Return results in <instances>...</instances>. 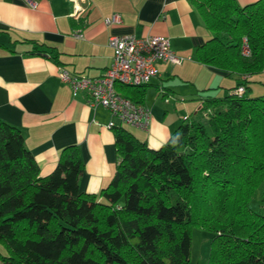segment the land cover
I'll use <instances>...</instances> for the list:
<instances>
[{"label":"trees","instance_id":"trees-1","mask_svg":"<svg viewBox=\"0 0 264 264\" xmlns=\"http://www.w3.org/2000/svg\"><path fill=\"white\" fill-rule=\"evenodd\" d=\"M189 1L211 34L197 59L236 85L201 98L158 148L113 126L118 163L96 194L80 189L75 144L40 175L0 119V264H188L193 226L211 233L206 264H264V214L249 206L260 189L264 199V95L248 79L264 70V0ZM144 86L115 87L141 103Z\"/></svg>","mask_w":264,"mask_h":264},{"label":"crops","instance_id":"crops-1","mask_svg":"<svg viewBox=\"0 0 264 264\" xmlns=\"http://www.w3.org/2000/svg\"><path fill=\"white\" fill-rule=\"evenodd\" d=\"M78 3L83 11L71 16V0H0V119L20 129L40 175L53 170L64 146L75 144L83 163L80 189L96 194L118 163L110 122L127 125L158 148L182 118L200 110L201 98L224 95L239 77L197 59L211 34L189 0ZM122 34L164 36L181 59L156 63L157 75L141 100L149 111L143 129L120 123L103 106L91 107L84 92L73 96L58 75L61 68L88 78L103 75L113 54L109 37ZM248 79L249 93L264 95V70Z\"/></svg>","mask_w":264,"mask_h":264},{"label":"built area","instance_id":"built-area-1","mask_svg":"<svg viewBox=\"0 0 264 264\" xmlns=\"http://www.w3.org/2000/svg\"><path fill=\"white\" fill-rule=\"evenodd\" d=\"M71 2L70 15H79L83 11L79 6V0H71ZM108 43L113 54L111 63L103 75L88 78L61 68L59 78L70 86L73 96L84 92L91 107L103 106L120 123L146 128L149 118L148 109L142 103L120 94L115 86L144 85L157 75L158 61L180 63L181 59L171 50L169 40L164 36L113 35L109 37ZM241 49L243 55H249L246 38L242 39ZM244 90V86L240 85L236 92L241 94ZM109 126L113 127L114 123L110 122Z\"/></svg>","mask_w":264,"mask_h":264},{"label":"rangeland","instance_id":"rangeland-1","mask_svg":"<svg viewBox=\"0 0 264 264\" xmlns=\"http://www.w3.org/2000/svg\"><path fill=\"white\" fill-rule=\"evenodd\" d=\"M249 206L253 210L261 214H264V199L262 197L261 189L251 199ZM210 236L211 233L206 229L198 228L196 226H193L191 228V251H190V258L188 264L207 263Z\"/></svg>","mask_w":264,"mask_h":264}]
</instances>
